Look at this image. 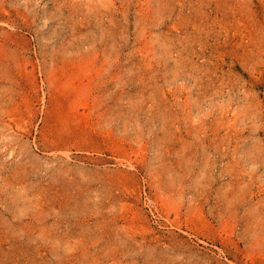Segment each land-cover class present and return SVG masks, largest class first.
Listing matches in <instances>:
<instances>
[{
  "label": "rangeland",
  "instance_id": "1",
  "mask_svg": "<svg viewBox=\"0 0 264 264\" xmlns=\"http://www.w3.org/2000/svg\"><path fill=\"white\" fill-rule=\"evenodd\" d=\"M0 264H264V0H0Z\"/></svg>",
  "mask_w": 264,
  "mask_h": 264
}]
</instances>
